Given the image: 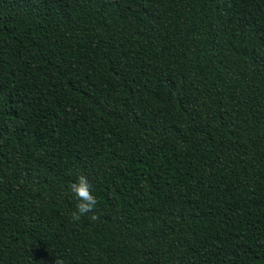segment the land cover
I'll use <instances>...</instances> for the list:
<instances>
[{
    "label": "trees",
    "instance_id": "trees-1",
    "mask_svg": "<svg viewBox=\"0 0 264 264\" xmlns=\"http://www.w3.org/2000/svg\"><path fill=\"white\" fill-rule=\"evenodd\" d=\"M0 264H264V0H0Z\"/></svg>",
    "mask_w": 264,
    "mask_h": 264
},
{
    "label": "clouds",
    "instance_id": "clouds-1",
    "mask_svg": "<svg viewBox=\"0 0 264 264\" xmlns=\"http://www.w3.org/2000/svg\"><path fill=\"white\" fill-rule=\"evenodd\" d=\"M68 190L77 202L75 210L71 214L73 221H79L82 216L90 213L89 219L91 221L99 219L95 213L97 199L92 195V186L85 175L79 174L75 182L70 184Z\"/></svg>",
    "mask_w": 264,
    "mask_h": 264
}]
</instances>
